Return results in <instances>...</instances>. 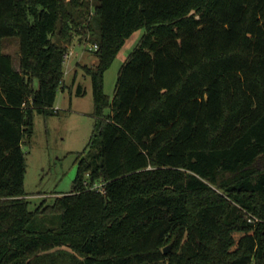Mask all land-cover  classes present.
<instances>
[{
    "label": "trees",
    "instance_id": "obj_1",
    "mask_svg": "<svg viewBox=\"0 0 264 264\" xmlns=\"http://www.w3.org/2000/svg\"><path fill=\"white\" fill-rule=\"evenodd\" d=\"M82 25L96 152L31 210L23 144L58 113ZM139 29L111 98L105 72ZM72 262L264 264V0H0V264Z\"/></svg>",
    "mask_w": 264,
    "mask_h": 264
},
{
    "label": "rangeland",
    "instance_id": "obj_2",
    "mask_svg": "<svg viewBox=\"0 0 264 264\" xmlns=\"http://www.w3.org/2000/svg\"><path fill=\"white\" fill-rule=\"evenodd\" d=\"M90 1L93 3L95 0ZM79 31L73 30L68 45L63 87L59 89L55 102L58 113L51 116L36 113L34 134L23 144L26 153L24 188L31 210L43 202L52 204L57 196L70 192L77 175L79 158H89L96 152L90 146L96 121L92 81L82 66L95 67L98 58L94 54L93 44L88 42L90 33L85 32V25ZM143 33L144 29H139L127 39L105 72L104 90L111 98L114 97L119 70ZM3 48L13 55L18 67V40L6 39ZM35 84L37 86L38 81ZM79 89H82L81 94L78 93ZM218 192L225 195L223 191ZM243 214L248 221L249 217H253L246 210H243ZM47 225H51L49 221Z\"/></svg>",
    "mask_w": 264,
    "mask_h": 264
},
{
    "label": "built area",
    "instance_id": "obj_3",
    "mask_svg": "<svg viewBox=\"0 0 264 264\" xmlns=\"http://www.w3.org/2000/svg\"><path fill=\"white\" fill-rule=\"evenodd\" d=\"M94 48L96 49L97 46L94 45ZM84 185L87 187V189H90V190H96V191H99L101 193L106 192V189H105L106 182L102 181V180H98L95 183H90L88 180H85ZM255 219L256 218L249 217V221H253Z\"/></svg>",
    "mask_w": 264,
    "mask_h": 264
},
{
    "label": "water",
    "instance_id": "obj_4",
    "mask_svg": "<svg viewBox=\"0 0 264 264\" xmlns=\"http://www.w3.org/2000/svg\"><path fill=\"white\" fill-rule=\"evenodd\" d=\"M169 249V246L165 248V251H167Z\"/></svg>",
    "mask_w": 264,
    "mask_h": 264
},
{
    "label": "crops",
    "instance_id": "obj_5",
    "mask_svg": "<svg viewBox=\"0 0 264 264\" xmlns=\"http://www.w3.org/2000/svg\"><path fill=\"white\" fill-rule=\"evenodd\" d=\"M65 62H66V60H65ZM65 62H64V63H65Z\"/></svg>",
    "mask_w": 264,
    "mask_h": 264
}]
</instances>
